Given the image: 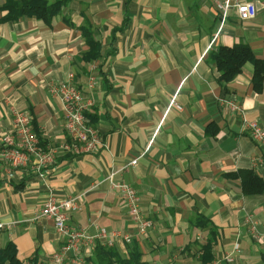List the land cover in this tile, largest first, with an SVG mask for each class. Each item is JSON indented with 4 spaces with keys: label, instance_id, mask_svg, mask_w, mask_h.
<instances>
[{
    "label": "crops",
    "instance_id": "1",
    "mask_svg": "<svg viewBox=\"0 0 264 264\" xmlns=\"http://www.w3.org/2000/svg\"><path fill=\"white\" fill-rule=\"evenodd\" d=\"M223 1L71 0L51 26L34 17L0 22V150L15 111L32 116L42 148L70 141L53 92L70 81L90 102L86 117L106 144L61 154L40 169L34 159L16 169L0 158L1 246L13 242L23 264H54L64 240L52 220L39 217L50 196L76 198L70 223L91 235L97 227L128 230L113 179L136 189L153 224L130 245L114 243L122 258L136 247L146 264H201L205 256L209 264H264V246L246 224L264 223V193L245 194L233 177L253 171L264 181V147L245 124L264 127V87L254 90L252 63L224 83L210 58L220 47L246 44L264 60V0H239L256 5L248 21L235 8L219 11ZM83 27L100 44L98 59H84ZM100 244L91 243L83 261L69 255L64 264H89Z\"/></svg>",
    "mask_w": 264,
    "mask_h": 264
},
{
    "label": "built area",
    "instance_id": "2",
    "mask_svg": "<svg viewBox=\"0 0 264 264\" xmlns=\"http://www.w3.org/2000/svg\"><path fill=\"white\" fill-rule=\"evenodd\" d=\"M229 8H235L240 20L248 21L257 15V8L253 2L239 0H225L218 4V10L225 12ZM59 96L63 106L64 126L70 141L63 142L57 147H49L43 150L40 140L34 131L33 119L28 112H14V131L2 138L0 158L6 161L12 168H23L33 159L39 165L38 168L52 166L57 156L72 153H92L99 146H106L98 131L90 125L86 113L90 109V102L85 95L70 81L61 83L53 89ZM222 104L232 113L240 112L239 105L229 99H222ZM250 137L264 147V127L259 122H246ZM137 162H131L136 165ZM111 186L119 192L121 206L127 210L132 224L128 230L107 231L97 227L96 234L91 235L86 229L73 226L70 223V213L80 209L76 198H68L62 201L50 196L40 211L39 217L52 220L57 232L64 240L60 252L55 253L52 261L54 264H64L68 256L73 260L83 261L85 253L95 240L111 248L116 241L132 244L137 238L146 235L152 229L153 224L146 219L142 212L141 202L136 189L129 183L110 180ZM250 236L264 246V223L253 218H247ZM6 227L0 223V232ZM239 244L234 246V252L239 251ZM233 256L226 258L232 262Z\"/></svg>",
    "mask_w": 264,
    "mask_h": 264
},
{
    "label": "trees",
    "instance_id": "3",
    "mask_svg": "<svg viewBox=\"0 0 264 264\" xmlns=\"http://www.w3.org/2000/svg\"><path fill=\"white\" fill-rule=\"evenodd\" d=\"M71 0H6L1 7V11L6 15L0 22H16L24 17H34L44 24L51 26L54 17L59 15L64 6ZM89 51L84 54L86 61L98 59L100 57V44L95 41L93 32L89 27L82 28ZM210 58L215 62L220 72V80L224 83L233 81L241 72L246 63H252L254 66V74L252 83L254 90L261 93L264 87V60L258 59L253 50L246 44H238L232 48L220 47L218 50L210 54ZM87 115V114H86ZM34 131L43 143L40 132L34 123ZM43 150H46L43 147ZM235 178H240L242 182L243 192L247 195H257L264 193V181L253 171H241ZM136 249V247L134 248ZM130 252L129 258H122L118 252L112 248L97 246L93 258L89 260V264H146L141 259L138 250ZM205 252L209 246L204 248ZM34 263H37L35 258ZM208 256L202 259L201 264H209ZM0 264H23L18 258L17 247L13 242H7L4 246L0 245Z\"/></svg>",
    "mask_w": 264,
    "mask_h": 264
}]
</instances>
